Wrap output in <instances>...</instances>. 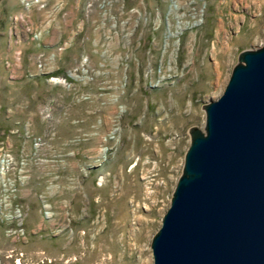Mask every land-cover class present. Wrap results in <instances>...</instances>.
Returning a JSON list of instances; mask_svg holds the SVG:
<instances>
[{
	"label": "rangeland",
	"instance_id": "1",
	"mask_svg": "<svg viewBox=\"0 0 264 264\" xmlns=\"http://www.w3.org/2000/svg\"><path fill=\"white\" fill-rule=\"evenodd\" d=\"M32 2L0 0V264H154L188 129L264 45V0Z\"/></svg>",
	"mask_w": 264,
	"mask_h": 264
},
{
	"label": "water",
	"instance_id": "2",
	"mask_svg": "<svg viewBox=\"0 0 264 264\" xmlns=\"http://www.w3.org/2000/svg\"><path fill=\"white\" fill-rule=\"evenodd\" d=\"M154 264H264V45L240 52L218 100L202 106Z\"/></svg>",
	"mask_w": 264,
	"mask_h": 264
},
{
	"label": "built area",
	"instance_id": "3",
	"mask_svg": "<svg viewBox=\"0 0 264 264\" xmlns=\"http://www.w3.org/2000/svg\"><path fill=\"white\" fill-rule=\"evenodd\" d=\"M41 0H33V2H32V4H36V3H38V2H40ZM30 5V4H29ZM35 38H37V40H38V38L39 37H37V35L35 36ZM9 155L7 154V151H3V152H1V154H0V167H1V171H2V174L1 175H3L4 177H5V175L4 174H6V169H8L9 167H10V160H9ZM2 182L4 183H2V186H3V188H5V192H11L12 190V188H13V186H12V184H9L8 182H7V180H5V179H3L2 180ZM10 187V189H8ZM5 201L7 200V198H5L4 199Z\"/></svg>",
	"mask_w": 264,
	"mask_h": 264
}]
</instances>
